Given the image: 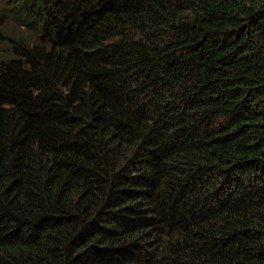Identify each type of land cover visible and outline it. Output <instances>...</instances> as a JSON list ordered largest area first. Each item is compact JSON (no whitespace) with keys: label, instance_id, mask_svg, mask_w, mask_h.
Segmentation results:
<instances>
[{"label":"trees","instance_id":"16d2710c","mask_svg":"<svg viewBox=\"0 0 264 264\" xmlns=\"http://www.w3.org/2000/svg\"><path fill=\"white\" fill-rule=\"evenodd\" d=\"M8 6L0 264H264V0Z\"/></svg>","mask_w":264,"mask_h":264},{"label":"rangeland","instance_id":"374dc122","mask_svg":"<svg viewBox=\"0 0 264 264\" xmlns=\"http://www.w3.org/2000/svg\"><path fill=\"white\" fill-rule=\"evenodd\" d=\"M8 8H9L8 0H0V10L8 13ZM14 32H18V30L14 29ZM30 37H32V39H34L33 35H31V34H30Z\"/></svg>","mask_w":264,"mask_h":264}]
</instances>
